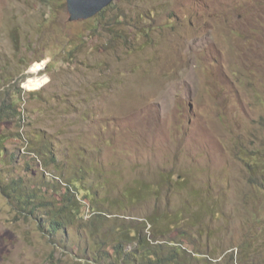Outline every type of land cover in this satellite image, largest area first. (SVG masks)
I'll return each mask as SVG.
<instances>
[{
    "label": "rangeland",
    "instance_id": "1",
    "mask_svg": "<svg viewBox=\"0 0 264 264\" xmlns=\"http://www.w3.org/2000/svg\"><path fill=\"white\" fill-rule=\"evenodd\" d=\"M65 1L0 0V264H137L138 238L264 264V0H118L104 27ZM83 165L47 230L41 196L57 212Z\"/></svg>",
    "mask_w": 264,
    "mask_h": 264
},
{
    "label": "trees",
    "instance_id": "2",
    "mask_svg": "<svg viewBox=\"0 0 264 264\" xmlns=\"http://www.w3.org/2000/svg\"><path fill=\"white\" fill-rule=\"evenodd\" d=\"M118 0H116L112 5H110L108 8H106L105 10H103L98 16H96L95 18L91 19L93 21H96L98 24L100 25H103V27L105 26V24L103 23L104 19H105V15L113 10L115 7H116V2ZM63 9L64 10H67V0L64 2L63 4ZM143 16H146L147 17V14H142V17ZM116 19L119 21V19H122V23H123V20L125 19L126 21L129 20V17L128 16H125V15H122V14H118L116 16ZM120 33L123 35L122 36V39L125 40V42H127V44H130L131 41L128 39V37L124 36V31L121 30ZM5 114L6 113V110L5 108H0V118L1 117H5ZM31 148L35 151V153H37L39 156H42L44 158V162L46 164V166H53L55 169H57L59 171V173L61 174L62 172V175L64 176V169H62L64 166L63 165H60L58 164V160L56 157L52 156V147L48 145L46 139H43L41 138V142L37 145L35 144H32L31 145ZM30 148V151H32ZM249 158L251 159L252 157L249 156ZM249 159V162H247V165L249 167V169L253 172H255L256 170H258V166H259V163L257 160H251L250 161ZM85 170H86V167L83 165L81 168L78 169L77 173L75 174L74 176V187H70V182L68 181L67 182V188H66V191L64 192V195L61 197V200H60V203L62 202L61 204V207L58 208L57 212L55 211V207H56V202L55 201H49L47 198H46V194L47 192L45 191L46 194L42 195L40 200L42 202V205L45 207V210H46V215H48V222L50 223L49 225H46L48 228L47 230L49 231H57V230H60V229H65L67 225V218H65L63 216L64 215H67L66 214V208H70V206L68 205V203H78L77 200H75L76 198V195H77V191L79 192L80 191H85L84 189V177L83 175L86 174L85 173ZM61 171V172H60ZM5 181L0 178V183H1V186L2 188L5 190V191H9V188H7L6 184L4 183ZM255 187H257V185H254ZM76 187L77 190H74V188ZM52 191L54 192V198H57L58 196H60V190L57 189V187H54L52 186ZM11 193L13 195H18L19 198H22L24 199V202L26 203L27 205V200L31 197H33V204L31 206V209H33L34 207L37 206V203H36V200H34V198L37 197V194L34 192L32 195L30 196H27V195H22L21 193L17 192L16 188H13V190H11ZM10 195V194H9ZM85 197L87 198V194H85ZM127 197V196H126ZM131 199H133V196L131 195ZM53 198V199H54ZM125 198V197H124ZM108 199V197H106L104 199L103 202H101V204H105L106 200ZM127 199L126 198L124 201H122L123 204H125V202H127ZM119 200V199H118ZM118 200H115V202L117 203ZM74 201V202H73ZM115 202L113 203L115 205ZM106 205V204H105ZM75 205H73L72 207H75ZM77 207V206H76ZM108 209L106 208H103V211H93V212H101V215L103 216V213H109L111 212L109 210V206L107 207ZM92 209H95V208H92ZM96 209H98V206L96 207ZM34 212V211H33ZM32 212V213H33ZM79 212L78 209H73L71 211V213H77ZM100 215V214H98ZM100 215V216H101ZM98 217V216H97ZM127 230H129L130 232L132 231L133 228L129 227V226H126ZM135 229V228H134ZM129 234V233H126V235ZM138 241L140 242L139 244H142V249H138L136 252H133L131 254V256H134V258H137L139 257L141 259V262L137 263V264H188L190 261L188 260L187 258V253L185 251H180L178 249H175L174 250H171L169 249L168 247L166 246H162V244H157V245H154V246H150L149 243L147 242V240H140L138 238ZM117 253H121V250L119 247L117 248ZM183 258H184V261H183ZM134 262H136L134 260ZM133 262V263H134Z\"/></svg>",
    "mask_w": 264,
    "mask_h": 264
},
{
    "label": "water",
    "instance_id": "3",
    "mask_svg": "<svg viewBox=\"0 0 264 264\" xmlns=\"http://www.w3.org/2000/svg\"><path fill=\"white\" fill-rule=\"evenodd\" d=\"M116 0H67V12L71 22L85 21L98 16Z\"/></svg>",
    "mask_w": 264,
    "mask_h": 264
},
{
    "label": "built area",
    "instance_id": "4",
    "mask_svg": "<svg viewBox=\"0 0 264 264\" xmlns=\"http://www.w3.org/2000/svg\"><path fill=\"white\" fill-rule=\"evenodd\" d=\"M41 65H42L41 68L44 69L45 68L44 65L43 64H41Z\"/></svg>",
    "mask_w": 264,
    "mask_h": 264
},
{
    "label": "bare ground",
    "instance_id": "5",
    "mask_svg": "<svg viewBox=\"0 0 264 264\" xmlns=\"http://www.w3.org/2000/svg\"><path fill=\"white\" fill-rule=\"evenodd\" d=\"M29 87V86H28Z\"/></svg>",
    "mask_w": 264,
    "mask_h": 264
}]
</instances>
